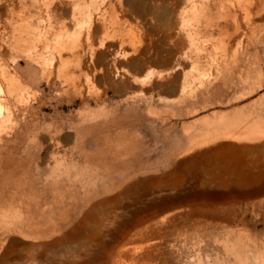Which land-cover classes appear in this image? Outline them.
<instances>
[{
	"label": "rangeland",
	"instance_id": "rangeland-1",
	"mask_svg": "<svg viewBox=\"0 0 264 264\" xmlns=\"http://www.w3.org/2000/svg\"><path fill=\"white\" fill-rule=\"evenodd\" d=\"M72 1L0 0V71L27 108L0 107V264H228L230 215L253 220L237 193L264 198V137L238 136L264 130V33L220 59L180 29L195 23L191 0ZM36 9L46 39L33 37ZM68 22L67 80L40 62ZM215 133L233 134L195 147ZM236 156L252 183L235 182Z\"/></svg>",
	"mask_w": 264,
	"mask_h": 264
},
{
	"label": "bare ground",
	"instance_id": "bare-ground-1",
	"mask_svg": "<svg viewBox=\"0 0 264 264\" xmlns=\"http://www.w3.org/2000/svg\"><path fill=\"white\" fill-rule=\"evenodd\" d=\"M189 6L191 17L193 18L195 23L193 25H188L184 20H181L180 22V29L188 27V30L186 32V39L188 40L189 45L192 44V39L197 35L201 36V38H207L212 42V50L218 53L220 59H224L227 55L236 58L239 54L245 55L246 53H248L247 51L253 39L252 35L254 29L256 30L260 38H262L263 36L264 23L262 22V16L264 15V0H191ZM41 15L39 10H37L36 14L33 15L34 18H39L40 20L37 21V25L36 27H34L35 29L32 28V34H34L33 37H36L38 39L40 37L46 39V31L42 27ZM22 22L23 20L20 21V23ZM143 23H146V21ZM70 26V22L63 25V34H52V37L55 38L57 46L53 49L52 53H49L48 55L46 54L43 60L39 59L41 60V62L37 61L41 64V73L44 70H48L47 72H49V74H52L54 66V73L56 74L57 78L60 77L59 73L63 72L65 74L63 78L67 80L69 79V74L72 70L70 63L74 58L73 51L75 45L74 35L69 33ZM16 30H19V34L22 35L23 28L21 27V25L16 27ZM200 52L201 51L197 48L188 51L189 54L197 58ZM178 58L179 61L184 60L183 55L178 56ZM224 67L226 68V65H224ZM3 78L4 73L0 71V82H3V85L6 88V95L4 97L0 96V107L8 109L7 106L14 104V119L24 116L27 108L20 107L18 105L21 102V94L15 89V87H10V85L12 86L13 84L11 79H9V81L7 82V80L5 79V81H3ZM7 119V111L3 112L0 108V127H2L3 122ZM253 123L254 122H252V124ZM252 124H250L248 127H245V131L243 130V132H238V136L241 138L240 141H242V139L258 141L262 137H264V130H262L263 127L260 129L258 127H253ZM232 131L233 130L227 132ZM216 133L210 134L206 138L204 137V139L200 140L199 143L195 144V147L197 148L200 146L211 144L219 139H230V135L234 132L224 133L223 136H218L219 134L216 135ZM235 141H237V139H235ZM232 161V164H234L232 173L235 175V182H240L241 179V183H252L254 179L253 177H251V171H246V169L251 170L248 166L250 165L248 164V160L243 158L240 159L238 156H236ZM218 162L220 165H218ZM218 162L217 166L219 172V167L224 169V163L222 160H218ZM263 174L264 169H259L255 175V178L260 180ZM220 182H222V177L220 178ZM247 187H250V185H247ZM237 194L239 196L238 198L247 200L252 199V201L249 200L248 204L252 209L253 220L247 221L242 216L237 217L238 215H230L229 219H231L236 224V226H230L221 231V239H223V241L221 242V250L224 252V254H227V256H230L232 258V261L228 264H255V262H257L256 264H264V198H259L261 195L260 192L258 193L257 191L252 190H246L241 193V195L240 193ZM225 218L226 216L224 217V219ZM17 222L16 227H18ZM22 222H19L20 226ZM12 224H9L11 225L10 231L14 230L12 229ZM258 226H260L261 229H258ZM16 227L14 226V228ZM253 258H255V261L253 260Z\"/></svg>",
	"mask_w": 264,
	"mask_h": 264
}]
</instances>
